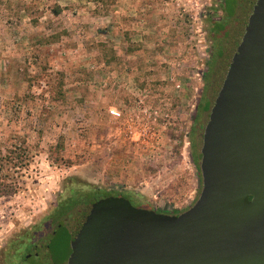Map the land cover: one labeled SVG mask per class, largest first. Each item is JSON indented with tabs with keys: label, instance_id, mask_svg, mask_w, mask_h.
I'll return each mask as SVG.
<instances>
[{
	"label": "rangeland",
	"instance_id": "obj_1",
	"mask_svg": "<svg viewBox=\"0 0 264 264\" xmlns=\"http://www.w3.org/2000/svg\"><path fill=\"white\" fill-rule=\"evenodd\" d=\"M237 1L229 16L235 0H0V176L14 188L0 196V264L74 197L71 221L99 191L164 214L196 203L195 130L246 16Z\"/></svg>",
	"mask_w": 264,
	"mask_h": 264
},
{
	"label": "water",
	"instance_id": "obj_2",
	"mask_svg": "<svg viewBox=\"0 0 264 264\" xmlns=\"http://www.w3.org/2000/svg\"><path fill=\"white\" fill-rule=\"evenodd\" d=\"M218 74L198 131L196 203L164 214L108 197L67 215L68 264H264V0H251Z\"/></svg>",
	"mask_w": 264,
	"mask_h": 264
},
{
	"label": "flooded vegetation",
	"instance_id": "obj_3",
	"mask_svg": "<svg viewBox=\"0 0 264 264\" xmlns=\"http://www.w3.org/2000/svg\"><path fill=\"white\" fill-rule=\"evenodd\" d=\"M247 2V9H245V11L243 12L244 14H247L249 8H250V3H251V0H246ZM227 3V1H226ZM238 1L235 0V4L234 5H228V4H225V9L227 10L229 16H233V14L236 12L237 10V7H238ZM247 10V11H246ZM246 12V13H245ZM245 18V17H244ZM226 24V23H225ZM225 24H223V22H219L217 23V25H220L222 26V28L224 27L225 28ZM238 24V28L240 29L242 27V24L243 22H240V23H237ZM225 25V26H224ZM230 32H227V35L229 34ZM221 55V57L225 58L226 54H225V49L222 47L220 50H219V53ZM218 60L217 59L216 61H214L215 64H218ZM219 74L215 77V78H218ZM214 78V77H213ZM215 83L213 82V79H212V83H211V86L208 87V91H207V97L206 99H204V102H203V106H202V115H201V121L199 122V126H198V130L196 131L195 130V136L198 138V131H199V128L202 127V123H204V117H205V114H207L210 109H211V105H212V101H214V96L211 94V90L209 88H212L214 87ZM192 145V144H191ZM198 144H197V141H196V146L194 148V151H196L197 153V158L199 156V153H198ZM108 197H124L126 199H128L131 203L133 201L132 198L128 197L127 195H124V194H121V195H118V194H114L113 196H108ZM108 197H100V198H96L94 200H92L91 202L89 203H86L85 205H83L84 207H87V206H90L92 204H95L97 203L99 200H102V199H105V198H108ZM133 206H135L133 203H132ZM84 207H82L81 209H83ZM135 207H138V208H143V209H147V208H144V207H140V206H135ZM80 209V208H79ZM72 211L70 210L69 212H67L66 216L69 215ZM174 214V213H173ZM65 217V216H64ZM72 227L70 226H66L65 224V220H63V222H56V223H53L52 226H51V229L50 231H48L47 233H45L43 236H38L34 239V241H29L28 243H32L29 247L26 246V249H29L25 255L23 256V258L19 261L17 257V251L20 249L18 248L16 251H14V253H10V259H9V262L10 264H21L22 262H24L25 260L26 261H31L32 259L34 260H37L38 261V264H68V259L69 257L71 256L72 254V248H71V251L63 256L62 258H56L55 256L52 255V252H51V247H52V244L53 242H56L58 239L61 238V235L63 234V232H67L69 233V235L71 236V233H72ZM51 235V242L50 244L47 245V251L44 252V253H39V252H35L34 254L32 253L33 250L35 249H38L39 248V245L42 244V242L49 236ZM70 240H71V237H70ZM28 247V248H27ZM32 250V251H31ZM9 257V256H8ZM31 264H33V261L31 262Z\"/></svg>",
	"mask_w": 264,
	"mask_h": 264
},
{
	"label": "trees",
	"instance_id": "obj_4",
	"mask_svg": "<svg viewBox=\"0 0 264 264\" xmlns=\"http://www.w3.org/2000/svg\"><path fill=\"white\" fill-rule=\"evenodd\" d=\"M88 1L95 2V3H102V5H106L109 2V0H88ZM60 13H61L60 8H57L56 10L54 9L55 15H59ZM222 29L223 28L220 25L215 26L213 34H219ZM195 153H196V151H194V153H192L193 154V161H194V164L196 165V169L198 172L199 183H202V175H201L199 164H198L197 153L196 154ZM12 191L14 192V188L12 186H8V185L3 184L2 183V176H0V196L5 195V194H10ZM96 194H97L96 198L108 197V196L114 195V194H106L103 191H99V193L97 192ZM118 195H121V194H118ZM73 200H75V197L73 199H71V202H64V203L58 204L56 210H54V212L51 215L47 216L45 219H43L38 224L39 228L37 231L39 234H37V235L43 236L45 233L50 231L52 224L55 223L58 219L62 218V216L64 215V212L70 210L71 208H74V207H70ZM34 239L30 238V241L32 242V241H34Z\"/></svg>",
	"mask_w": 264,
	"mask_h": 264
}]
</instances>
